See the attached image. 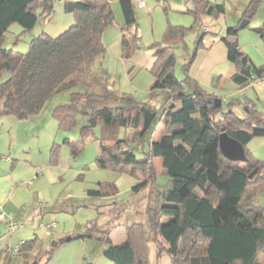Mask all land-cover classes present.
Segmentation results:
<instances>
[{"label": "trees", "instance_id": "16d2710c", "mask_svg": "<svg viewBox=\"0 0 264 264\" xmlns=\"http://www.w3.org/2000/svg\"><path fill=\"white\" fill-rule=\"evenodd\" d=\"M56 1L60 0H0V77L8 75L0 83V116L27 119L38 114L52 97L69 91V103L57 105L52 112L58 129L71 131L77 125V115H84L86 122L79 128L82 137L94 136V129L100 128L99 137L94 138L99 146L97 167L133 176L137 182L132 193L148 188L145 221L126 225V239L118 244L109 237L112 226L102 230V255L112 264H149L151 233L160 241L159 249L168 256L169 264H264V209L254 203L255 191L264 187V161L252 158L245 148L255 131H264V114L247 101L244 116L237 117L231 102L223 103L189 76L196 51L206 48L205 27L202 35H197L195 50L186 57L182 80L174 75L173 49L185 44L187 28L167 27L162 41L149 46L154 57L150 72L165 95L158 115L149 102H138L130 93H114L106 86L105 75L93 71L95 60L105 51L103 33L114 23L111 0L67 1L64 7L74 15V25L56 37L45 33L34 37L25 54L3 48L4 33L11 24L31 30L39 16H50ZM251 8L243 17L249 18ZM223 11L220 4L197 0L191 30L203 14ZM120 31L121 55L128 60L139 39L136 22H125ZM256 32L264 41V21ZM236 35L237 29L228 27L220 38L234 53V82L242 87L263 80L264 65L257 67L247 57L242 61L244 54L238 52ZM216 97L221 99L219 106L213 101ZM174 104L179 108L170 106ZM218 114L221 117L216 119ZM156 123H162L165 132L149 141L147 151L137 157L134 145L143 142ZM120 129L124 130L122 138ZM223 132L243 146L246 162L222 156L218 136ZM64 142L75 155L79 147L67 139ZM49 155L50 163H57L56 145ZM157 158L160 172L170 179L165 188L157 182ZM117 193L113 183H99L97 189L87 190L86 196ZM93 231H97L95 226L76 237H91ZM198 240L207 242L205 253L189 256ZM36 242L23 241L18 251L32 250ZM47 254L50 257V252ZM32 264L46 263L36 259Z\"/></svg>", "mask_w": 264, "mask_h": 264}, {"label": "rangeland", "instance_id": "374dc122", "mask_svg": "<svg viewBox=\"0 0 264 264\" xmlns=\"http://www.w3.org/2000/svg\"><path fill=\"white\" fill-rule=\"evenodd\" d=\"M67 1L78 0L54 2L50 16L48 18L39 16L31 30H24L17 23L11 24L4 33L3 48L15 54H25L34 37L42 33L56 37L74 25V15L67 12L64 7ZM128 1L131 6L127 12L129 16L120 7L119 0L110 1L114 23L105 29L102 36L105 51L97 57L93 64V70L98 75H101L103 71L106 73V86L114 93H130L138 102H149L160 115L165 95L162 89L154 84V77L150 72L153 57L149 46L162 41L167 27L187 28L185 44L173 49L174 75L178 80H182L185 77L183 65L186 57L195 50L197 35H202L203 27H205L207 33L203 34V39L206 49L200 47L196 51L192 71L207 91L220 96L223 103L231 102L234 114L242 118L245 114L243 98L239 90L236 91V85L230 78V73L234 70L232 61L234 53L227 50L220 38L226 35L228 27L237 29L235 39L239 46L238 52L241 51L255 66L264 65V41L256 32L264 21V0H206L211 5H222L224 11L222 14H203L192 30L197 0ZM248 7H252V13L249 18H245L243 14ZM37 14H39L38 10ZM132 20L136 22L139 39L131 58L125 60L117 52L122 36L120 26ZM245 21L247 24L240 28V24ZM200 26L202 28H199ZM212 36L216 41L211 40ZM130 65L133 69L128 73L126 69ZM7 76V74L1 76L0 83ZM220 76L224 80L217 88L216 83ZM66 103H69V91L55 95L38 114L27 119L18 120L12 116H0V159L7 157L10 159L8 169L12 168L11 164H18L15 170L16 177L19 179L17 181L24 182L22 177L26 175L25 163H30V161L42 167H55L60 171L54 183H49L52 176L44 177L39 174L33 179L34 184L32 182L29 185L34 188L44 184L51 193L54 190L56 192L57 189L53 201H46L34 195L29 197L31 208L39 202H47L53 207L44 210L40 216L32 212L34 221L26 224L24 228L17 229L11 243L9 242L11 239H5L0 245H13L20 240L36 239L37 242L33 249L40 250L35 255L34 261L37 259L46 264H112L102 255L105 244L99 239L102 236L101 231L112 226L109 231L112 243L118 244L124 241L126 225L133 222L141 224L145 221V211L150 202L148 188L142 189L137 194L132 193L130 187L137 182L133 176L97 167L95 159L98 155V147L94 138L99 137L100 128L94 129V136L89 134L82 137L79 128L86 122L84 115H77V125L71 131L58 129L52 112L57 105ZM170 106L175 109L179 108V104ZM220 117L221 115L218 114L216 119ZM162 127V123H156L153 132L143 142L134 145L137 157H141L147 151L149 141L155 139L158 128L161 130ZM123 135L124 130L120 129L119 138ZM65 139L79 147L75 155H72L69 144L64 142ZM47 143L50 144L47 145ZM52 145L58 148V158L55 164L50 163L49 151ZM245 148L252 158L264 161V136L253 137ZM1 165L3 164L0 163V171L1 169L3 172L8 171ZM21 168L23 170L18 172ZM156 169L158 184L163 188L168 187L170 179L160 172L158 163H156ZM99 183L102 186L106 183H113L118 193L109 197H87L86 191L97 189ZM67 194L70 195L69 199L65 198ZM254 203L264 209V187L255 191ZM13 219L18 220L17 217ZM40 222L42 224L53 223L51 233L49 229L39 225ZM92 226H95L97 231H93L91 237H76L84 235ZM4 233L5 229L1 227L0 235ZM70 234L73 237L67 240ZM148 239L149 264H169L168 256L159 249L160 241L154 239L151 233L148 234ZM206 247L205 240H198L193 248L189 249L188 255H203ZM48 252H50V257Z\"/></svg>", "mask_w": 264, "mask_h": 264}, {"label": "crops", "instance_id": "0c3cea01", "mask_svg": "<svg viewBox=\"0 0 264 264\" xmlns=\"http://www.w3.org/2000/svg\"><path fill=\"white\" fill-rule=\"evenodd\" d=\"M120 3V7L122 8V10L129 16L128 10H130L131 6L128 0H119ZM125 14V15H126ZM214 38V39H213ZM211 40H215V37L212 36ZM204 42V39H203ZM121 45V42H120ZM119 45L118 50L116 49L115 46V50H117V52L121 55L122 50H121V46ZM206 49V48H205ZM212 50V49H211ZM152 57H153V51H152ZM153 61H154V57H153ZM233 63H234V58L232 59ZM195 62V59L193 61V63ZM191 64L190 68H189V76L191 78H193L194 80L197 81V83L208 93L214 94V92H209L207 91L203 86L201 81L199 80V78L195 75V73H193L194 71H192V65ZM133 69V66L130 65L127 67L126 71L129 73L131 72ZM95 72V70H93ZM192 71V72H190ZM96 73V72H95ZM236 73V69H235V65H234V70L230 73V78L231 80L234 82L233 80V76ZM103 75H105L106 73L103 71L102 72ZM226 79V78H225ZM224 78H222V76H220L218 78L217 81V88L220 87L223 83ZM235 83V82H234ZM236 85V91L239 90L238 92L241 93V96L243 98V102L242 104L245 105V103L247 101H249L250 103H252L255 108L257 110H259L260 112H262L264 114V81L260 80V81H251L249 82L247 85L245 86H239L237 83H235ZM250 91V92H248ZM217 96V95H215ZM220 97V96H218ZM223 100V99H222ZM159 131L157 132L158 134L156 135L155 139H152L153 141L159 139V137L165 132V128L164 126L161 128H158ZM260 136H264V131H260L257 130L254 133V137H260ZM50 143H47V145H49ZM46 145V146H47ZM97 147H98V152H99V146L97 143ZM42 153V151L40 152ZM10 159L7 158H1L0 159V163H2L3 165L2 168L3 169H8V161ZM159 160V162H158ZM44 161V160H43ZM156 163L159 164L160 166V159L157 158L155 159V165ZM18 164H11V167H9L8 171L5 170V172L0 171V208L2 210V212H4L5 214V219L3 221H0V228L3 227L5 229V233L0 235V243L3 242L5 239H11L9 242L11 243V241L13 240V235L14 233L17 231V229L19 228H24L25 225L27 224H31L34 221V216L33 214H31L32 212H34L35 214H39V216L43 213L44 210L46 209H51L53 206L51 204H48L47 202L43 203V202H39L36 206L34 207H30L29 206V197L34 195L37 198H44V200L46 201H53V198L55 196V193H57V189L56 192L55 190L51 193L50 190L45 187V185H39L37 187H30L29 185L33 182V179L37 178L36 176L41 174V176H52L49 183H54L57 178V176L59 175L60 171L58 170V168L55 167H42L38 164L32 163V161H30V163H25V173L26 175L24 177H22V179L24 180V182L22 181H17L19 179H17L16 177V169H17ZM23 170V168H21L19 171ZM40 177V176H39ZM14 182H18V183H14ZM34 184V182H33ZM131 188V187H130ZM66 199L70 198V195L67 194L65 196ZM57 199V196H56ZM28 204V206H27ZM15 215V216H14ZM13 217H17L18 220L16 221L15 219H13ZM11 221L17 222L20 224L19 227H17L14 230H10L9 229V223ZM51 223V222H50ZM3 224H5V226H3ZM49 224H42L41 222L39 223V225H43L44 227ZM54 226V225H53ZM53 228V227H52ZM47 229V228H46ZM52 231L51 230H48ZM49 233V234H50ZM23 242V240L17 241V243L15 244H2L0 245V264H32V262L34 261L35 255L38 253V251L40 249H37V251H35L34 249L26 251V252H20L18 250H16V247ZM54 245H56V243H54Z\"/></svg>", "mask_w": 264, "mask_h": 264}, {"label": "water", "instance_id": "95a60500", "mask_svg": "<svg viewBox=\"0 0 264 264\" xmlns=\"http://www.w3.org/2000/svg\"><path fill=\"white\" fill-rule=\"evenodd\" d=\"M247 24V21L240 24V28L244 27ZM242 61H246V57L242 58ZM215 106H219L221 99L216 97L214 98ZM218 146L220 153L224 158L234 162H246L247 158L244 153L243 146L234 138L228 136L225 132L221 133L218 136ZM67 240H70L68 237Z\"/></svg>", "mask_w": 264, "mask_h": 264}, {"label": "built area", "instance_id": "2783aa9c", "mask_svg": "<svg viewBox=\"0 0 264 264\" xmlns=\"http://www.w3.org/2000/svg\"><path fill=\"white\" fill-rule=\"evenodd\" d=\"M214 39V38H213ZM263 81H264V79H263ZM5 219V214H4V212H2V210H1V208H0V221H3ZM53 223H49V224H47L45 227L47 228V229H49V230H51L52 229V227H53ZM20 226V224L19 223H17V222H14V221H11L10 223H9V229L10 230H14V229H16L17 227H19ZM21 244V243H20ZM19 244V245H20ZM19 245L16 247V250H18V247H19Z\"/></svg>", "mask_w": 264, "mask_h": 264}]
</instances>
